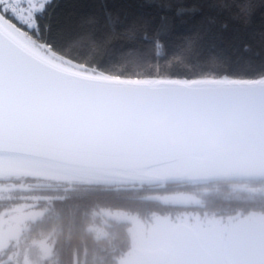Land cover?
Segmentation results:
<instances>
[{
    "label": "trees",
    "instance_id": "16d2710c",
    "mask_svg": "<svg viewBox=\"0 0 264 264\" xmlns=\"http://www.w3.org/2000/svg\"><path fill=\"white\" fill-rule=\"evenodd\" d=\"M52 5L53 21L69 32L83 31L85 50L96 53L88 59L73 56L80 64L92 65L67 64L75 69L126 79L264 77V0H52ZM105 7L116 20L114 27L103 22ZM87 15L99 17L100 24L82 30V18ZM157 38L163 45L160 56L154 54ZM17 184L13 193L0 192V211L9 206L7 193L15 205L31 201L28 196H38L35 208L45 211L25 234L28 241L48 237L53 242L54 226L62 232H78L91 213L101 209L182 211L183 206H161L159 198L173 202L171 195L176 194L195 195L202 206L192 210L216 217L264 211V195L239 187L232 190L233 185L264 184L255 181L108 186L22 177ZM110 223L113 229L120 227ZM129 249L120 240L111 246L86 248L59 241L47 264H116Z\"/></svg>",
    "mask_w": 264,
    "mask_h": 264
},
{
    "label": "water",
    "instance_id": "95a60500",
    "mask_svg": "<svg viewBox=\"0 0 264 264\" xmlns=\"http://www.w3.org/2000/svg\"><path fill=\"white\" fill-rule=\"evenodd\" d=\"M52 71L44 83L0 77V144L71 175L25 177L108 186L264 182L246 174L248 164L190 165L184 152L162 146L153 128L163 121L188 133L194 121H210L236 103L264 113V98L242 93L240 80L126 79L68 65ZM226 168L233 175L224 181L217 173ZM189 172L200 178L189 180ZM190 250L199 249L178 246L174 264Z\"/></svg>",
    "mask_w": 264,
    "mask_h": 264
},
{
    "label": "clouds",
    "instance_id": "9594fccd",
    "mask_svg": "<svg viewBox=\"0 0 264 264\" xmlns=\"http://www.w3.org/2000/svg\"><path fill=\"white\" fill-rule=\"evenodd\" d=\"M67 55L88 59L94 57L96 53L91 51L82 55L79 50H74ZM25 63L27 70L20 73L22 78L44 83L55 75L47 64H35L30 60ZM224 79L229 83L233 81L230 77ZM240 89L244 94L264 98V77L255 83L240 80ZM153 128L160 133L161 145L174 152H184L186 162L190 165L203 164L209 159L222 160L226 166L248 164L251 159L264 156V113L243 103L234 104L210 121H194L188 133L169 128L163 121L154 123ZM27 175L29 173H24L21 178ZM186 175L193 182L200 178L193 172ZM232 175L233 172L228 168L217 173V177L224 181L229 180ZM248 176L264 177V172ZM237 187L250 194L264 195V184L256 187L233 185L232 190L235 191ZM159 199L161 206L164 207L172 203L164 197ZM196 205L202 206L200 198L186 194L184 209L178 212L157 210L146 213L113 212L101 209L93 211L91 219L78 232H62L58 226H54L50 234L54 243L63 241L85 248L93 245L111 246L120 240L130 247L140 246L159 250L175 246L199 250L223 249L227 237L218 225L241 214L237 212L235 216L219 219L214 214L209 215L207 212L201 214L192 210ZM247 215L264 218V211H249ZM111 221L120 227L113 229ZM253 264H264V256L258 257Z\"/></svg>",
    "mask_w": 264,
    "mask_h": 264
},
{
    "label": "snow or ice",
    "instance_id": "6c2138e0",
    "mask_svg": "<svg viewBox=\"0 0 264 264\" xmlns=\"http://www.w3.org/2000/svg\"><path fill=\"white\" fill-rule=\"evenodd\" d=\"M51 7L52 0H0V77L10 74L22 78L20 73L27 70L25 62L29 60L35 64H47L51 68H63L67 64L92 67L80 64L73 56L67 55L74 50H79L82 55L91 51L85 50L82 43L83 31L69 32L53 21ZM103 22L109 27L116 24L106 7ZM99 24V17L87 15L82 18L81 29H93ZM147 39L145 34L144 40ZM153 46L154 54L160 56L163 45L158 38ZM227 77L224 75L219 79L228 82L224 79ZM232 80L255 83L258 79ZM35 163L18 146L5 147L0 144V192H15L21 175L28 173ZM262 172L264 156L248 162L246 174ZM9 202V206L0 211V250L9 247L26 223L36 215L27 208L16 206L11 196ZM218 227L227 237L223 249L196 250L181 255L177 264H253L258 257L264 256V218L240 215ZM141 255V250L136 249L122 259L120 264H139Z\"/></svg>",
    "mask_w": 264,
    "mask_h": 264
},
{
    "label": "rangeland",
    "instance_id": "374dc122",
    "mask_svg": "<svg viewBox=\"0 0 264 264\" xmlns=\"http://www.w3.org/2000/svg\"><path fill=\"white\" fill-rule=\"evenodd\" d=\"M28 173L34 176L53 177V175L48 176L41 173ZM4 195L8 197L11 196L8 193ZM28 198L31 201H25L16 206L27 208L30 212L36 213V215L26 223L21 233L14 239L9 247L0 250V264H5L8 261H14V264H46V261L54 254V243L48 237L35 238L31 241L25 238V234L30 229L31 224L42 217L45 212L42 209L35 208L37 205L36 201L39 200L40 197L31 195L28 196ZM109 211L120 212V210ZM217 218L223 219L221 217ZM136 249H140L142 253L139 264H143L142 262L146 263L145 260L150 249L140 246L131 247L130 251L122 259L127 258L128 254Z\"/></svg>",
    "mask_w": 264,
    "mask_h": 264
},
{
    "label": "flooded vegetation",
    "instance_id": "af4514ba",
    "mask_svg": "<svg viewBox=\"0 0 264 264\" xmlns=\"http://www.w3.org/2000/svg\"><path fill=\"white\" fill-rule=\"evenodd\" d=\"M171 198L173 200L171 206H174V207L183 206L184 207V201L186 199V195L176 194V195H171ZM239 213L241 215H247L248 214V213H241V212H239ZM235 215H231V216H235ZM228 217H230V216L221 217V218L227 219ZM130 249H131V247H130ZM130 249L128 250V252L130 251ZM177 250H178V246L169 248L167 250L150 249L149 253L147 254L146 260H145L146 263H144V262H142V263L143 264H174L175 258L177 256ZM128 252H126L118 260V262L116 264H120V261ZM191 252H193V250H190V253ZM48 261H49V259L46 261V264L48 263ZM5 264H14V261H8ZM73 264H83V262L74 261ZM101 264H105V263L102 262Z\"/></svg>",
    "mask_w": 264,
    "mask_h": 264
},
{
    "label": "bare ground",
    "instance_id": "6f19581e",
    "mask_svg": "<svg viewBox=\"0 0 264 264\" xmlns=\"http://www.w3.org/2000/svg\"><path fill=\"white\" fill-rule=\"evenodd\" d=\"M55 171H58L57 173ZM29 172H37V173H41V174H46V175H53V174H66L71 176L70 174H68L67 172H63L61 169H52V168H46V167H39L38 165L34 164V166L32 167V169Z\"/></svg>",
    "mask_w": 264,
    "mask_h": 264
}]
</instances>
